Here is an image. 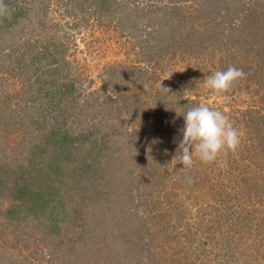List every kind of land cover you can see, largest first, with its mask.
Returning a JSON list of instances; mask_svg holds the SVG:
<instances>
[{"label":"trees","instance_id":"16d2710c","mask_svg":"<svg viewBox=\"0 0 264 264\" xmlns=\"http://www.w3.org/2000/svg\"><path fill=\"white\" fill-rule=\"evenodd\" d=\"M46 1L0 0V70L5 67L20 81L23 74L27 75L26 86L34 89V95L27 101L26 109H37L40 103L43 109L56 112L46 128L36 111L14 108L12 99L19 94L5 95L7 89L0 84V264H27V259H17L13 254L10 258L7 245L23 235L18 230L23 222L30 226L29 222H35L44 213L49 225L39 236L45 241L42 248L48 250L46 259L51 264H69L75 257L82 258L78 259L81 264H101L99 261L108 259H114L115 264H149L142 263L129 251L130 247L144 248V237L138 231L140 205L148 218L142 223V228L149 225L151 242L149 238L147 244L159 246V237L161 232L168 231L167 225L171 240H179L180 236L181 245L191 244L190 224L178 226V218H186L187 212L183 205L167 203L166 190L162 191L166 186L167 164L172 162L176 144L182 139L183 124L179 128L178 123L174 126L171 123L184 122L182 115L201 104L182 95L201 90L195 81L204 82L212 74L208 72L210 67L216 66L215 72L229 66L243 69L246 78L237 81L231 90L240 81L246 86L256 84L264 103V0H60L74 21L71 26L66 22L61 26L54 20L51 31L45 28ZM90 10L98 23L105 24L109 19L115 27L125 30L137 54L123 64L104 67L100 85L95 89H91L94 77L85 68L87 61L76 57V52L83 48L76 45L73 48L64 41V36L70 37L66 29L85 25ZM12 26L16 31H12ZM142 59L147 60L145 69L141 66ZM173 59L190 67L191 81L186 79L185 86L181 80L173 84L175 79L162 81V88L167 91L163 90V97L152 104L143 96L136 97L140 88L152 85L157 75L167 72ZM112 104H116L117 112L124 109L131 121L137 118L139 127L116 134L100 132L108 123L107 118H111L104 115L110 113ZM74 109H79L80 115L86 109L91 116L93 110L100 117L96 121L93 117L75 118ZM247 109L249 121L243 127L245 137L240 149L215 162L226 205L215 208L213 202L205 205L210 209L203 215L195 216L208 217L206 223L200 219L198 225L222 227V231H216L225 238L228 251L225 264H264V207L247 206L254 201L264 206V110L258 111L264 106L251 105ZM60 117H64L62 126ZM120 119L114 125L123 128L129 119ZM71 123L75 125L72 127ZM233 123L241 130L238 121ZM16 131L17 140L24 138L23 142L8 146L5 140ZM108 141H115L112 149L119 151L108 156L116 162L115 170L107 158L105 163L96 162ZM225 160V166H221ZM197 164L179 169L184 173H174L172 183L190 189L197 186L199 176L191 173L198 169ZM200 164L202 172L211 170L210 164ZM147 185L149 188L145 189ZM73 197L78 198L73 204L81 207L75 211L78 218L68 219L56 212L66 211V203ZM223 214L230 218L227 220ZM73 224L84 229L82 236L79 231L76 234L68 229ZM99 224L102 227L94 240V228ZM30 229L33 232L34 228ZM107 233L113 238L108 239ZM76 240H83L82 248ZM236 242L242 245L238 247ZM35 246L31 252L39 255L41 249ZM70 251L77 256L73 257ZM159 260L169 264L167 257L158 253L149 261L159 264ZM174 261L170 259L171 263ZM196 261L207 262L200 258Z\"/></svg>","mask_w":264,"mask_h":264},{"label":"rangeland","instance_id":"374dc122","mask_svg":"<svg viewBox=\"0 0 264 264\" xmlns=\"http://www.w3.org/2000/svg\"><path fill=\"white\" fill-rule=\"evenodd\" d=\"M244 1H247V0H244ZM249 1H252V0H249ZM46 4L47 6H45L44 8L45 10L44 13H46L45 14V17H46V25H45L46 27L45 28L48 31H51L50 26L54 20H56L58 24L61 26H62V23H65V22L68 23L67 24L68 26H71L70 23H72L74 19H72V17L66 14V10L64 9L65 7L62 6V1L47 0ZM263 8H264V5H263ZM87 12L88 13L86 16H89V19L85 23V25L81 23V24H78L76 27L72 26L69 29H66L70 31V37L68 38L64 36V41L66 44L73 46V48H74V45L79 46V48H83L82 50L76 52V57L79 61L81 60L82 62L87 61L85 68L89 72V74L94 77V84L91 86V89H95L100 85V78H101L100 74H101V71L104 69V67H107L108 65H111V64L112 65L123 64L127 59L131 60L137 57L136 56L137 54L135 53L136 50L131 48V43H129V38L127 34L125 33L126 32L125 30L115 27L113 25L114 22L109 21V19L107 20L108 22H105V24L98 23L92 11L90 10ZM35 17L37 20L36 15ZM33 22H36V21L34 20ZM13 27L14 26H12V31H16L15 29H13ZM18 30H20L19 27H18ZM60 33L62 32L60 31ZM95 37H100V39L96 40L98 38H95ZM66 38L67 40H65ZM97 49L99 50V52L97 51ZM91 51H94V52H91ZM2 60L6 62L9 61L7 59H1V61ZM141 61H142L141 66L145 69L147 60L142 59ZM169 64L170 65L167 69V72L163 73L161 76L157 75L156 76L157 78L152 85L150 84L147 87L140 88L138 92H136L135 94L136 97L143 96L148 102L152 104L154 103V101L159 99L158 97H163V95L165 94V92L159 87L160 83L162 87V81H170L171 79H175V80H172V84L175 82L181 83V81H183L184 86H185L184 83L187 82L186 79L188 80V82L191 81L190 75H189L190 67L186 65L184 61H178V60L173 59L169 62ZM12 65H13V61H12ZM12 65L10 66V68L12 67ZM215 68L216 66L210 67L208 72L213 74L215 72ZM170 74L171 76H174V78H171L170 76H168ZM26 76H27L26 74H23L22 77L20 78L22 80L20 81L13 74L5 70V67H4L2 70H0V84L3 83V86L5 87V89H7V91L5 92V95H10V94L13 95L15 92L19 94L18 97H14L12 99V106L14 108L18 110L21 109V110H31L34 112L36 111L35 115H39L41 118H43V122L44 124H46V128H49L48 123L51 125L52 115H53V118L56 115L55 109H49V108L43 109L40 103L36 105L37 109H26L27 101H29V98L31 99L32 95H34V89L29 90V87L26 86V83H27ZM30 81H32V72L30 73ZM195 83L199 84V87H201V90L187 91L182 96L187 99L198 100L201 103L206 104L211 108H215V109L223 111L230 118L232 122L238 121V124H239L238 127L239 126L241 127L242 132H245V129L243 127H245L246 123L248 124V121H249L248 119L249 115L245 113V111L249 110L247 109V107H250L251 105H253L256 108L264 106V103L260 100L261 89L256 84H251L250 86H246L243 81H240L238 83V87H235L234 90L230 89L225 94H216V93H213L205 89L204 82H200V80H197L195 81ZM20 95H23V97H20ZM110 109L112 111L110 110V113H105L104 116H106V118L107 116L111 118H107L108 123L104 124L103 130L100 129V132L105 130L106 133L109 132L108 134H112V133L116 134L124 130H127L129 128L136 129L137 127H139V124H138L139 120L133 117L132 118L133 121H131L129 114L125 113L124 109H120V112H117L116 104H112ZM262 110L264 109H261L258 111L262 112ZM73 114H75L73 117L76 118L78 116L77 118H80L82 120L83 119L92 120V117H93L94 121H96L100 117L99 115L95 114L93 110H92V116H91V113L86 109L83 110L82 115H80L79 109H74ZM102 116L103 115H101V117ZM73 117L71 119H75ZM45 118H46V122H45ZM63 118L61 119L60 117L61 126L64 123ZM118 118H121L120 120H125V121L128 119L129 120L127 121V123L123 122V123H126L123 126V128L121 127L118 128L116 125H114V124H117ZM14 122H15L14 125L18 126V124L16 123L17 121H14ZM129 122L131 123L129 124ZM53 123H54V120H53ZM176 123H178L177 127L179 128H180V124H184V122H181V121L172 122L171 124L174 126ZM73 125L75 124L71 123L72 127ZM112 129H114L115 131L112 132ZM17 134H18L17 131L14 133H11L9 135V138L5 140L8 146L12 144L17 145L23 142L24 138H19L17 140ZM4 136L6 137L5 134ZM101 137H102V133H101ZM243 137H245V134H243ZM115 143H116L115 141L106 142L104 149L102 150L100 148L101 152L99 153V156H97L96 162L105 163L104 159L105 158L109 159L108 156L110 155V153L118 154L119 151L117 152L115 148L112 149ZM176 148H178L177 144H176ZM238 149H240V147ZM168 151L172 152V149L170 146H168ZM234 153H231V154L229 153V154L233 155ZM168 155H172V153H168ZM236 155L239 156L238 154ZM113 157H116V155H114ZM123 157H126L125 151H124ZM234 157H231V158H234ZM222 158L224 159L225 157L222 156ZM19 161H22V160H19ZM222 162L223 161H221V163ZM108 164L112 165L113 167L112 170L113 169L115 170V166H116L115 161H110L109 159ZM196 164L198 166V169L191 173H195L199 176V178H197L198 179L197 186H195L192 189L183 188V186L177 182L172 183V179L175 177L174 173H176V175L184 173L183 170L179 171V169H181L183 165L180 164L179 161L176 158H174V155H173L172 162L170 164H167L168 169L165 172L166 177H167L166 186L163 187V190H162V191L166 190L164 197H165V200H167L166 201L167 203H170V204L171 202L176 203L177 207L179 205H183L184 210L187 212L186 218L184 219L178 218V223H179L178 226L184 227L186 223L190 224L191 226L190 229H192V232H193L192 240L191 242H189L191 244L181 245L180 242L183 239L180 236H179V240H177V238L176 240L175 239L171 240V234H170L168 225H167L168 231H165L163 233L161 232V235L159 237V240L161 243L163 242L164 247L161 248V243L157 247H155L156 244L154 246L147 244L150 238L148 237V230H147L149 225H146L145 228H142V223H143V220H147L148 218L146 217V214L144 213L142 207H140L141 205L140 206L138 205L139 207L137 208L138 209L137 214H138V218H141L140 224H138V231H140V233L142 232L141 235L142 237H144V240H143L144 245L142 246L144 248H142L141 250V249H136L135 247H130L129 251H131L134 255L138 256L142 263L150 264V261H149L150 258L153 255L158 253L162 257H167V262L169 264H186L187 262L188 264H197L198 261L196 260H198L199 258L203 259V261H207L205 264H225L226 254L228 253L225 247V243H226L224 242L225 238H222L221 234H219L218 231H216V230L222 231V227L220 226V224H217V227L214 225H211L210 227L208 226V228L207 226H204V225H198L197 222L200 219L203 220L204 223H206V219L208 217H205V218L195 217L197 213L198 215L201 216L203 215V213H205L206 211L210 209L208 207L206 208L205 205H210L213 202H214L213 204H215V208H218V207L223 208L226 205V201H225L226 194L224 195V193L221 190L222 188L220 187L221 179L219 178V174L217 171L219 167H217L216 163H211L210 164L212 166L211 170L202 172L201 171L202 166L200 164V161L194 158L193 166H195ZM205 165L207 166V164ZM188 172L190 171H187L186 173ZM207 172L209 173L207 174ZM160 173L161 171L159 172V174ZM168 187H172V189L169 190ZM148 188H149V185L145 187V189H148ZM159 192H160V187H159ZM229 192L231 193V191ZM75 201H78V198L73 197L72 200H69L66 203V206H68L66 211L60 209V210H57L56 212H61V214L65 215L68 219L78 218V216L76 215L78 213H76L75 211L76 209L80 211L81 207L80 205L75 206L73 204V202ZM247 204H248L247 206H249V204L252 205L253 208L255 209L257 208L263 209L264 207L263 205L260 204V202L257 203L255 201L253 203L249 202ZM224 213L227 214V212H224ZM226 214H223L224 217L226 219L230 218V216L227 217ZM236 215H234L233 217H235ZM0 223H1V220H0ZM29 223H30L31 228H34L33 232L31 231L30 226L27 225V223L23 222V224L21 225V228H18V230L21 231L23 235H18L17 238H14L11 240V245L10 244L7 245L9 246L8 250H10V258H11V255L13 254L12 257H17V259H24V261H26L27 259V264H51L50 259L48 260L46 259V253H48V250L42 248L44 247L45 241H41V237L39 236L40 235L39 233H42L44 231L42 229L45 226L47 227V225H49L47 214L44 213V215L38 217V219H36L35 222L31 221ZM65 227L67 226L65 225ZM101 227L102 225L99 224L94 228V232H95L94 240H96V237ZM68 229L70 231L75 232L76 234L79 231L81 236L82 234H84V229L77 224L70 225V228ZM175 236L177 237V235ZM38 237H39V240L37 239ZM109 238H113V237L110 236V234H108V239ZM97 240H99V238ZM150 242H151V238H150L149 243ZM236 243L238 247L242 245V243L240 242H236ZM76 244L77 245L80 244V248H82L84 245V242L83 240L82 241L76 240ZM3 245H5V243H3ZM3 245L1 246L3 247ZM29 245H30V248H29ZM34 245H36L35 246L36 248L41 249V252L39 255L33 254L31 252V250L34 248ZM10 246H15V247L10 248ZM249 246L250 245H248V247ZM70 252H71V255H73V257L77 256L76 253L72 251ZM235 252L238 253L237 250ZM41 255L44 256V258H41L42 257ZM49 258H51L50 254H49ZM78 259H82V258L75 257L73 261L69 262V264H81L80 262H78L79 261ZM170 259L175 260L174 263H171ZM186 260H189V261H186ZM182 261H186V263H183ZM99 263L112 264L114 263V259H110V260L108 259L106 262L102 260V261H99ZM159 264H164V263H162V261L159 260Z\"/></svg>","mask_w":264,"mask_h":264},{"label":"clouds","instance_id":"9594fccd","mask_svg":"<svg viewBox=\"0 0 264 264\" xmlns=\"http://www.w3.org/2000/svg\"><path fill=\"white\" fill-rule=\"evenodd\" d=\"M246 76L243 69L229 66L226 70L209 75L204 81V87L213 93L225 94L237 81L245 79ZM159 87L167 91L161 87V83ZM182 116L184 121L180 129L182 139L174 158L183 167L191 168L194 158L203 164L215 163L218 158L234 153L240 146L243 132L223 111L201 103L189 108ZM225 164L226 161H223L221 166Z\"/></svg>","mask_w":264,"mask_h":264}]
</instances>
